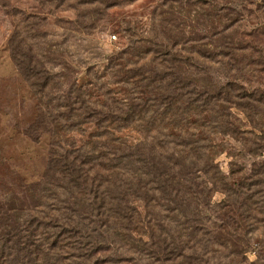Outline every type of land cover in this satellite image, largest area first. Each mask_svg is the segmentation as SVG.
Returning <instances> with one entry per match:
<instances>
[{"label": "rangeland", "instance_id": "obj_1", "mask_svg": "<svg viewBox=\"0 0 264 264\" xmlns=\"http://www.w3.org/2000/svg\"><path fill=\"white\" fill-rule=\"evenodd\" d=\"M216 29H231L229 33L248 47L244 63L259 64L235 74L247 81L236 84L264 91V0H0V228L4 226L0 264H202L196 255L175 261L166 253L153 255L145 225L144 236L130 231L118 234L113 230L116 226L105 235L76 236L65 234L62 227L71 221L80 223L73 213H55L61 205L49 200L35 207L42 177L48 172L50 145L57 139H80L71 132L76 97L85 100L86 94L89 101L102 100L101 94L108 91L122 100L132 92L123 81H130L141 69L154 68L166 47L183 58L196 76V55L186 51L196 45L211 49L210 40L203 39ZM205 67L221 82L225 73H235L207 62L201 68ZM232 112L238 126L251 130L245 116ZM77 121L85 134L94 131L91 123ZM59 128L65 132L59 133ZM214 141L221 146L216 163L226 177L232 170L248 174L264 160L263 155H250L244 141L221 137ZM211 198L213 204H226L221 193ZM138 205L152 230L154 217L157 225H164L162 232L154 230L156 237L168 239L160 249H170L172 239L196 245V222L170 223L161 209ZM8 225L20 229L15 239L3 238ZM28 226L35 232L31 239L22 237L27 236L23 227ZM253 229L257 231L253 238L260 239L259 227ZM255 260L252 250L242 260L217 255L209 264Z\"/></svg>", "mask_w": 264, "mask_h": 264}, {"label": "trees", "instance_id": "obj_2", "mask_svg": "<svg viewBox=\"0 0 264 264\" xmlns=\"http://www.w3.org/2000/svg\"><path fill=\"white\" fill-rule=\"evenodd\" d=\"M230 30L206 35L203 40H210L211 49L196 45L185 50L196 55V76L183 58L166 47L154 68L141 69L130 81H123L132 86L131 95L116 100L105 91L102 100L89 101L86 94L85 100L76 97L71 132L80 139H57L50 145L53 151L35 208L41 200H49L61 205L55 213H73L80 223L71 221L62 227L65 234L76 236L105 235L115 226L118 234L130 231L144 236L145 225L152 254L166 253L171 261L194 255L202 264L217 255L242 260L253 250L256 260L251 264H264V160L248 174L232 170L229 177L216 163L221 146L214 137L244 141L250 155L264 156V91L236 84L245 81L237 75L246 67L259 64L244 63L248 47ZM204 62L235 73H225L221 82L207 67L201 68ZM233 110L245 116L251 130L235 123ZM81 119L94 131L85 134L79 129ZM214 193L223 194L226 204H213ZM138 203L148 210L161 209L170 223L196 222V245L172 239L170 249H160L168 239L156 237L154 230L162 232L164 225H157L155 217L153 230L146 225ZM254 225L261 231L260 239L253 238ZM8 226L3 238L15 239L20 229ZM23 232L25 239L35 235L29 226Z\"/></svg>", "mask_w": 264, "mask_h": 264}]
</instances>
